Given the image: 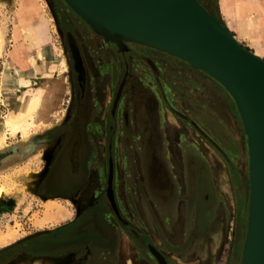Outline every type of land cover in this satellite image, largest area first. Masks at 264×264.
Listing matches in <instances>:
<instances>
[{"label": "rangeland", "instance_id": "rangeland-1", "mask_svg": "<svg viewBox=\"0 0 264 264\" xmlns=\"http://www.w3.org/2000/svg\"><path fill=\"white\" fill-rule=\"evenodd\" d=\"M197 1L220 20L235 41L255 57L264 61V0ZM34 3L38 15H34L33 10H30L26 17H22L21 0H0V121L14 112L16 105L34 97L45 86L52 91L50 95L52 102L48 104L45 113L41 116V127L47 125L45 120L48 111L55 104L56 107L50 116L52 126L48 129L32 133L25 140L21 135L11 136L9 134L5 144L0 147V239L12 232L18 237L13 244L7 247L0 246V264H46L45 258L40 256H19L17 245L26 238L47 233L57 227L56 224H62L67 218H72L79 203L78 197H47L38 193L41 180L48 167L49 171L51 170L57 150L62 146L61 137H64L62 128L67 124L68 110L71 105L70 72L72 67L59 22L67 20L73 27L81 41L86 61L95 71L98 65L105 66V61L107 66L110 65L109 44H115L120 52L124 50V47L121 48L115 42L106 40L92 29L64 0H34ZM23 25H29L31 29L38 31L37 33H44L40 35L41 42L31 44L32 40L29 39L28 33L20 30ZM87 29L99 41L96 49L88 50L84 45V34L86 35ZM127 43L133 44L135 49L138 48L137 45H143L130 41L125 42ZM165 60L169 65L163 69L161 84L169 100L175 104L178 112L183 114V116L172 114L170 110L161 105L163 119L165 118L164 121L168 124L167 129L170 128L176 132L175 141L180 143V146L186 144L191 146L190 148L198 158L207 157V160L215 164H212L215 168L223 166L232 185V198H234L232 204L229 199V205L233 213H231L226 198L222 199L225 203L226 217L225 224H223L225 236L222 245H219L216 264H240L246 230L248 168L246 137L236 105L223 86L206 73L182 60L178 61L168 57ZM26 63L30 64V69L22 70L21 67ZM6 64H9L11 69L6 70ZM16 68L22 76L16 74ZM4 74L6 82H4ZM72 79L74 81L73 75ZM117 79V75L114 74L113 81ZM143 79L148 81L151 88L155 90L152 87L155 86L152 78L145 76ZM112 90L110 86V88L103 89V93L101 92L102 105L105 110L108 108ZM179 100L184 101L192 111L183 108ZM169 118L175 122L169 123ZM92 120L93 124L94 121L97 122L94 124L96 128L93 131L95 129L105 130V125L99 124L102 122L101 118ZM103 134L93 132L94 145L97 153L100 151L99 154L103 153ZM118 135L120 137V131ZM175 141L173 139V142ZM139 145L141 147V144ZM172 145L178 148V144ZM136 152L137 150L134 149V178L140 176L142 172ZM116 159L118 185L122 189L124 188V165L119 145H117ZM200 159L197 161L198 168L201 172L206 169L204 173L207 175L209 169L204 166L205 161ZM78 170L77 173L69 176V183L74 184L79 180L83 172L82 168ZM205 179L204 175V181H202L204 190L208 188V182ZM51 187L55 190L58 185L51 184ZM133 190V207L131 208L126 200L124 204H127L133 211L129 210V213L133 214L134 224L146 230L145 233L149 235L148 244L163 254L167 264H194L193 262L188 263L186 258L191 254H198V258L203 255L205 243L197 237L205 219L203 218L197 231L193 229L188 237H179L181 227H178L175 232L177 237L172 238L166 230L162 229L164 228L163 223L168 224L169 221L174 223L178 213L173 218V212H169L170 217L167 221L161 220L159 216L156 217V222L144 218L136 211L137 205L141 202L139 197H134V194L139 196L135 186ZM211 199L209 196L207 201L209 206ZM200 210L203 211V209ZM153 212L154 216L158 215L155 209ZM178 237L181 244L177 242ZM148 250V246L145 245L143 253L148 258V264H157L156 257L154 258Z\"/></svg>", "mask_w": 264, "mask_h": 264}, {"label": "flooded vegetation", "instance_id": "flooded-vegetation-1", "mask_svg": "<svg viewBox=\"0 0 264 264\" xmlns=\"http://www.w3.org/2000/svg\"><path fill=\"white\" fill-rule=\"evenodd\" d=\"M59 28L72 67L71 105L67 124L62 128V146L57 150L51 170L48 167L41 180L38 193L47 197H78L79 203L72 218H67L47 233L26 238L16 249L19 250V256H40L45 258L46 264H49V254L54 253L58 257L52 264H122L119 233L124 231L136 237L134 240L139 248L140 264H148L143 251L145 245H151L148 244L149 235L134 227L133 220L124 210V200L133 207L135 186L140 202L147 209V219L156 222L159 216L161 220L167 221L169 212L176 211L180 192L173 170L166 160L170 139L161 105L172 114H183L178 112L175 104L167 97L161 84V75L169 65L165 58L181 60L145 45H137L135 49L133 44L127 43L120 52L115 44H109L110 65L107 66L105 61V66L98 65L95 71L87 63L81 41L70 23L63 20L59 22ZM84 36V45L88 50L96 49L99 42L97 37L88 29ZM70 40L77 47L82 71L75 68ZM114 74L118 77L117 81H113ZM145 76L152 78L155 85L152 87L156 91L143 79ZM110 86L113 90L105 110L102 91ZM179 101L183 108L192 111L184 101ZM93 118H101L99 124L105 125V130H94L99 134L104 133L102 154H99L100 151L97 153L94 145L93 129L97 122L93 124ZM179 144L178 148L182 149L183 145ZM117 145L124 165L122 189L118 185ZM185 146L192 153L194 168L192 176H187L186 184L191 189L187 194L194 196L197 183L200 188L198 192L202 189L206 169L202 172L199 170L197 161L200 158L194 154L191 146ZM134 149L137 150L142 171L136 178L133 175ZM204 166L207 165L204 163ZM81 168L83 173L79 180L74 184L69 183V176ZM51 184L58 187L52 190ZM153 209L158 215L154 216Z\"/></svg>", "mask_w": 264, "mask_h": 264}, {"label": "water", "instance_id": "water-1", "mask_svg": "<svg viewBox=\"0 0 264 264\" xmlns=\"http://www.w3.org/2000/svg\"><path fill=\"white\" fill-rule=\"evenodd\" d=\"M64 1L106 40L121 48L130 41L158 49L206 73L228 92L247 147V217L240 264H264V61L238 44L197 0ZM70 43L75 68L82 71L77 47Z\"/></svg>", "mask_w": 264, "mask_h": 264}, {"label": "crops", "instance_id": "crops-1", "mask_svg": "<svg viewBox=\"0 0 264 264\" xmlns=\"http://www.w3.org/2000/svg\"><path fill=\"white\" fill-rule=\"evenodd\" d=\"M40 34H44V33L39 32L38 36ZM32 42L31 44L34 45L35 43L34 42L32 43ZM27 68L30 69V64L28 63H26L24 66L21 67L22 70H26ZM22 88H26V87H22ZM58 101L59 99L56 101V103ZM51 102L52 100L50 98V104ZM55 107H56V104L47 113V118L45 120L47 125L45 126L43 125L37 131L39 132L45 131L50 126H52L50 116L53 110L55 109ZM169 120H170L169 123L175 122V120L172 121L170 118ZM175 133L176 132H173L172 130H170V128L167 132V136L170 139V143H169L170 145L168 144L169 150L166 153L167 155L166 160L168 164L170 165V167L172 168L174 176L179 186L180 197H179L177 207H176L177 212L173 210V215H172L174 218L175 214L178 213V217H177V220L174 221V223L170 221L168 222V224L163 223L164 228L162 229L166 230V233L170 235L172 238H174V237H177V234L175 233L176 229L178 227H181V229L179 228L180 229L179 231L181 232V234L178 233L179 237L180 236L188 237L190 233L193 232V229H195L194 230L195 232L197 231L198 227L200 226V223H202V220L204 218L205 220L203 221L205 222L203 223V225L201 224L202 229L197 237L198 240L202 239L201 242H203L204 240L205 247L203 248H205V250H203V255L200 258H198L197 256L198 254H195V255L191 254L187 256L186 259L188 260V263L193 262L194 264H216V255L220 248L219 245L220 244L222 245L224 241V236H225V226L223 225L225 224L224 221L226 217L225 216V203L222 201V199L223 197L226 198L228 205H229L230 198L233 201L234 197L232 198V195H233L232 185H231L229 176L226 172V169L223 166L220 168L213 167L212 164L214 163H212V161L210 160H207V157H206L201 160L205 161V164L207 165L209 169L206 175L207 180L209 181L208 188L205 190L201 189L200 192H198L200 188L198 187V183H197L195 187V190H196L195 195L188 196L187 193L191 191V189L189 188L188 184H186L187 176L188 174L192 176V173L194 172L193 164L191 162L192 153L190 150H188L187 146L185 145H183L182 149H179L175 145L174 146L172 145V144H179L177 141H175V138H176ZM173 139L175 142H173ZM226 184L228 187L230 184V187H231V190L229 187L230 196L228 195V191L226 190L227 188L225 186ZM199 193H201V196H199ZM209 196H211L212 198L210 206L208 205V202H207L209 199ZM134 197H139V196L134 194ZM127 204L124 205V210L126 214H128V216H130L131 219H133V214L129 213L131 210ZM229 207H230L231 213H233L230 205ZM200 209H203V211ZM136 211L142 214V216L147 219L148 217L147 209L143 206L142 202L141 204L137 205ZM136 211L134 212L135 214H136ZM63 213L67 215V213L65 212ZM56 225H60V223ZM134 227L137 229L139 228V230H144L143 227L140 225H134ZM119 237H120L119 253L121 254L122 264H135V262L136 264H140L139 262L140 257L138 255L139 248H138V245L136 244V241L134 240L136 237L134 238L132 234L129 235L128 233L124 231H121L119 233ZM179 237L177 238V242L181 244L182 242L178 240ZM212 251H213V254H211ZM57 255L58 254L56 253L49 254V264H52L51 262L53 260H56V258L58 257ZM156 262L157 264H159L157 259H156Z\"/></svg>", "mask_w": 264, "mask_h": 264}, {"label": "bare ground", "instance_id": "bare-ground-1", "mask_svg": "<svg viewBox=\"0 0 264 264\" xmlns=\"http://www.w3.org/2000/svg\"><path fill=\"white\" fill-rule=\"evenodd\" d=\"M21 5H22V13H23L22 17L23 16L26 17V15L30 10L31 11L33 10V12L35 13L34 15H38L37 7L36 4L34 3V0H21ZM20 30L21 32L26 31L30 37L29 39H31L35 44L41 42L42 40V37L40 36L41 34L38 36L37 33L38 31L31 29L29 25L27 26L23 25ZM20 30L18 29V31ZM5 69L6 70L11 69L9 64L5 65ZM35 72L37 73L36 68H35ZM16 74L18 76H22L19 69L17 68H16ZM5 80H6V76L4 74V82H6ZM50 95H52L51 89L50 88L47 89L46 86L43 87L37 95L28 98L27 100H25L24 103H20L19 105H16L14 108L15 111L11 112L9 115H7L5 118H3L0 121V147H2L5 144L7 135L9 134L11 136L21 135L22 139L25 140L32 133L38 132L37 130L41 127V116L45 113V109L50 103ZM225 186L227 187L226 190L228 191V195L230 196L229 187L227 186V184ZM110 196H111V200H113L112 194ZM230 202H232L231 198H230ZM17 238L18 237L16 236V234L12 232L8 234L5 238L0 239V246L7 247L13 244L14 242H16ZM155 254L153 255L156 257L159 264H167L166 261L164 260L165 259L164 256L161 253L160 254L162 255L163 259L159 256L160 254L159 255L157 254L155 255ZM211 254H213V251Z\"/></svg>", "mask_w": 264, "mask_h": 264}]
</instances>
